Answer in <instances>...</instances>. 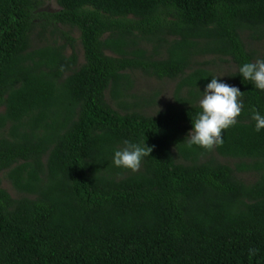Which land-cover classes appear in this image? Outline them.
Here are the masks:
<instances>
[{"label": "trees", "instance_id": "obj_1", "mask_svg": "<svg viewBox=\"0 0 264 264\" xmlns=\"http://www.w3.org/2000/svg\"><path fill=\"white\" fill-rule=\"evenodd\" d=\"M44 1L0 0V172L19 194L0 188V264H264V92L238 74L264 0ZM37 26L63 42L32 48ZM207 57L243 101L211 150L183 142ZM131 71L174 81L172 102L142 113ZM125 140L152 149L136 172L112 165Z\"/></svg>", "mask_w": 264, "mask_h": 264}, {"label": "clouds", "instance_id": "obj_2", "mask_svg": "<svg viewBox=\"0 0 264 264\" xmlns=\"http://www.w3.org/2000/svg\"><path fill=\"white\" fill-rule=\"evenodd\" d=\"M238 74L242 81L248 82L259 92H264V58L241 64ZM218 78L211 77L203 90H199L200 95L196 104L199 111L190 120L191 127L187 130L183 141L188 148L197 146L211 150L214 146L221 145L222 131L234 126L237 123L236 118L241 114L242 92L236 86ZM251 120L254 122V131L260 132L264 129V115L252 110ZM123 145L122 148L113 150L112 165L136 172L143 158L148 157L152 149L145 142L134 143L125 140Z\"/></svg>", "mask_w": 264, "mask_h": 264}, {"label": "rangeland", "instance_id": "obj_3", "mask_svg": "<svg viewBox=\"0 0 264 264\" xmlns=\"http://www.w3.org/2000/svg\"><path fill=\"white\" fill-rule=\"evenodd\" d=\"M59 9L56 0H45L41 8L42 11L54 12ZM61 30H68L67 27L57 26ZM40 27L37 26L32 33L31 47L36 48L53 40H56L58 44H61L63 40L58 36L59 34H54L50 36L49 30L45 31L41 36L39 35ZM39 35V36H38ZM70 35L74 38V53L77 56V66L83 62V52L81 44L79 42V33L77 30L70 32ZM249 48L255 50L257 58H264V40L256 42H248ZM72 49L67 47L65 54L70 55ZM205 60L211 62L210 68L218 79L223 80V82L232 85L228 75L234 71V65L230 62L225 63L217 58L207 57ZM132 80V94L136 96L140 101H147L152 98L153 102L143 104L141 108L142 113L146 115H154L159 110H162L168 103L172 102V93L174 89L175 82L168 79H156L154 77L146 76L140 71L130 72ZM106 99L108 101V95L106 94ZM3 108H0V111ZM215 159L223 164H228L233 166L234 161L231 159H225L214 155ZM239 177L245 182H251L254 177L253 174H239ZM0 188L5 189L12 197L17 198L19 194L13 189L10 181L5 176V171L0 172Z\"/></svg>", "mask_w": 264, "mask_h": 264}]
</instances>
